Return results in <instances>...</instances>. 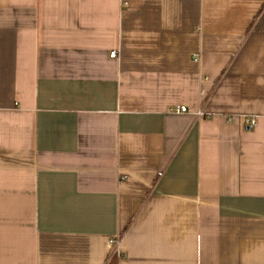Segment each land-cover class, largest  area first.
<instances>
[{"label":"crops","instance_id":"crops-1","mask_svg":"<svg viewBox=\"0 0 264 264\" xmlns=\"http://www.w3.org/2000/svg\"><path fill=\"white\" fill-rule=\"evenodd\" d=\"M0 264H264V0H0Z\"/></svg>","mask_w":264,"mask_h":264},{"label":"built area","instance_id":"built-area-1","mask_svg":"<svg viewBox=\"0 0 264 264\" xmlns=\"http://www.w3.org/2000/svg\"><path fill=\"white\" fill-rule=\"evenodd\" d=\"M111 58H116L117 57V52H113L110 55ZM171 112H175V113H186L187 112V108L186 107H176L175 109L171 110ZM200 116H202V113H199ZM256 125V120H253L251 122V126H255Z\"/></svg>","mask_w":264,"mask_h":264}]
</instances>
